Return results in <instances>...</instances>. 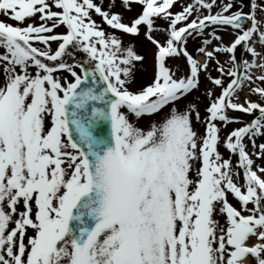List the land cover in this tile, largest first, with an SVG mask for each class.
<instances>
[{"label": "snow or ice", "instance_id": "6c2138e0", "mask_svg": "<svg viewBox=\"0 0 264 264\" xmlns=\"http://www.w3.org/2000/svg\"><path fill=\"white\" fill-rule=\"evenodd\" d=\"M0 17V264H264V0Z\"/></svg>", "mask_w": 264, "mask_h": 264}, {"label": "rangeland", "instance_id": "374dc122", "mask_svg": "<svg viewBox=\"0 0 264 264\" xmlns=\"http://www.w3.org/2000/svg\"><path fill=\"white\" fill-rule=\"evenodd\" d=\"M108 2V0H105V3H107ZM244 2L245 3H247L248 2V0H244ZM174 10L175 11H179V8H174ZM244 11H248V9L247 8H245L244 9ZM132 13H127V15H131ZM98 22H100V18L98 17V16H95L94 17ZM0 19H5L4 17H0ZM6 22H9V23H14L13 21H10V20H7ZM102 27H105L106 29H107V26L106 25H103L102 24ZM227 39V38H226ZM189 50L191 51L192 50V48H193V43L192 42H190V44H189ZM247 56V54L245 53V57ZM200 59L201 60H203V57H200ZM215 74V73H214ZM252 98H255V97H252ZM236 115H240L239 113H236ZM247 117H245V119H246ZM237 126H240V125H231L230 127H237ZM223 151V150H222ZM225 155H227V153L225 152ZM259 162V161H258Z\"/></svg>", "mask_w": 264, "mask_h": 264}]
</instances>
